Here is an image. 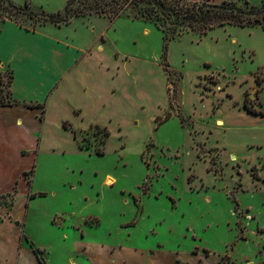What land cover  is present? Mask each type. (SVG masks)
<instances>
[{"label":"rangeland","instance_id":"obj_1","mask_svg":"<svg viewBox=\"0 0 264 264\" xmlns=\"http://www.w3.org/2000/svg\"><path fill=\"white\" fill-rule=\"evenodd\" d=\"M10 1L23 11L0 0V32L10 22L25 31L45 29L51 44L89 49L100 96L98 128L77 130L67 105L88 99L76 89L56 108L1 116L22 119L20 129L36 134L32 144L22 138L28 168L26 186L19 179L14 192V243L19 227L48 264L106 259L94 244L136 248L123 252L128 264H217L220 257L218 264H264V162L261 168L257 161H264V117L247 113L264 114V28L225 25L200 35L171 19H144L146 5L123 0H76L69 22L55 26L27 13L63 16L70 0ZM182 1L264 8V0ZM102 11L121 15L111 22ZM10 78L0 63V106L9 101ZM217 118L225 127L215 126ZM244 131L256 134L257 147L240 138ZM254 165L260 181L251 176ZM107 177L115 183L108 186ZM29 192L35 197L27 203ZM12 194L0 203L8 205ZM146 250L152 256L136 254ZM204 250L210 257L202 261L192 254Z\"/></svg>","mask_w":264,"mask_h":264},{"label":"crops","instance_id":"obj_2","mask_svg":"<svg viewBox=\"0 0 264 264\" xmlns=\"http://www.w3.org/2000/svg\"><path fill=\"white\" fill-rule=\"evenodd\" d=\"M44 30L45 29L25 31L7 22L2 26L0 32V43L5 45L4 50L7 51L6 57L3 60L0 59V63L3 64V68L6 67L9 69L11 74L8 89L10 94L9 101L7 105L0 106V183L4 185L3 189L0 190V199L8 197L13 193L8 205L0 203V264H39L30 248L29 250L21 248V241H25V238H29L32 241L31 237L24 235L23 230L21 231V229L17 227L21 235H19L18 243H16V241L14 243V239L10 234L12 228L15 230L12 224L15 220L12 211L14 208V192L17 193L15 189L20 185V183H18L19 179H21V181L23 179L21 184L23 183V185L26 186L25 172L23 171L28 167L22 164L27 153L23 150L25 146L22 144V138L29 139L30 144L33 143V140L36 142L35 130L31 132L27 128L20 129V127H24V125L22 119L18 117H15V119L9 123L1 118V116L5 113L24 115L34 112L35 114L36 108L43 106L45 109L51 106V104L52 107L56 108L58 102L59 104L64 103L66 94L68 95L70 91H75L74 89H76L81 90L84 98L88 99L86 105L77 102L67 105L68 111L75 117L74 122L77 130H84L90 126H99L95 124L97 122L94 114L99 106V85L93 80L91 76L92 73L89 72L90 63L88 59L91 56L90 50L85 47H70L58 41H53L52 44L46 42L41 33ZM97 49L102 50L103 48L97 47ZM28 106H33L34 108H29ZM247 113L257 120L264 117V114H253L248 111ZM85 117H88V120L84 119ZM218 121L222 123V125H220L221 128L225 127L224 120L219 118L214 121L216 127L219 128ZM6 123L9 125H6ZM14 125L16 126L13 127ZM29 125H31V123H29ZM9 127L10 129H7ZM252 135L256 134L252 131L239 133L240 138L249 144L250 147L246 145L249 149L258 146L257 143L253 141ZM12 136L16 137V141H11ZM218 157L219 155L217 156V162ZM228 157L235 161L236 156L230 154ZM257 161L262 168V163L264 161L261 160L260 162L259 159ZM256 166L257 165L252 166V171H256L252 172L251 176L257 181H260L262 178L259 176ZM21 175H23V177ZM195 178L194 176L192 181H194ZM198 184L200 188H203V184L200 183V181H198ZM4 189L5 191H2ZM144 194H142V196H144ZM28 196L29 201H27V203H30L31 199L35 196L30 192ZM204 198L205 201H209L207 196ZM243 212L249 214L248 209ZM55 220L56 217L53 218L51 223L55 222L57 224L58 222ZM83 220H86V218ZM93 221H95V227L100 226V219L94 218ZM59 233L61 237L66 234L62 229ZM94 248L103 256L107 255V258L93 264H112L115 260L118 264H128L129 261L123 259V252H130L133 254L136 249L134 248L133 250V247L113 245L105 246L103 244H94ZM204 251V253L192 254L196 256V259L202 261V259L210 257V252ZM153 252V250H146L145 252L142 251L136 254L140 256L145 255L148 258L152 256ZM177 258V256H174V259ZM220 259L221 257L217 264ZM44 262L48 264L45 260ZM174 262L177 264L178 261L176 260Z\"/></svg>","mask_w":264,"mask_h":264},{"label":"trees","instance_id":"obj_3","mask_svg":"<svg viewBox=\"0 0 264 264\" xmlns=\"http://www.w3.org/2000/svg\"><path fill=\"white\" fill-rule=\"evenodd\" d=\"M6 1L9 6L13 9H18L23 11L22 8H18L11 3L10 0ZM76 0H70L66 5L64 15L60 16V13L54 15L53 13L47 14H36L34 12H28L29 16L42 15L48 18L49 22L53 23L55 26H60L61 24H67L69 22V11L70 6ZM125 4L132 5L136 4L146 5L148 8L145 13H142L141 17L144 19H149L155 17L156 19L163 18L164 20L171 19L173 24L185 25L196 31L200 35H206L209 31L214 30L225 25L236 26L239 28L251 27V26H261L264 28V8L255 9L250 7L249 9L238 7L232 4L222 3L221 5H206L203 4H186L182 0H123ZM99 16L108 17L109 21H113L120 17V13L116 12L113 14H108L105 12H98ZM167 37H163V54H167L168 43L166 42ZM260 81L256 78V84ZM244 106L247 107V101H244ZM34 108L33 106H29ZM248 112L253 114H258L255 111ZM95 128H98L95 126ZM26 243L32 250L33 254L36 256L39 264H46L40 257L38 248L34 247L33 242L29 238H25Z\"/></svg>","mask_w":264,"mask_h":264},{"label":"bare ground","instance_id":"obj_4","mask_svg":"<svg viewBox=\"0 0 264 264\" xmlns=\"http://www.w3.org/2000/svg\"><path fill=\"white\" fill-rule=\"evenodd\" d=\"M218 125L220 126V125H222V123H221L220 121H218ZM114 183H115V180H114L113 178L108 177V178L106 179V184H107L108 186H110V185H112V184H114Z\"/></svg>","mask_w":264,"mask_h":264}]
</instances>
